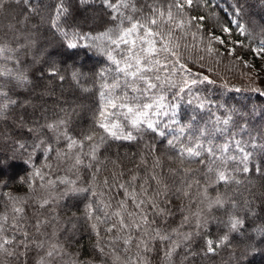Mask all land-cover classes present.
Returning a JSON list of instances; mask_svg holds the SVG:
<instances>
[{"label": "trees", "instance_id": "trees-1", "mask_svg": "<svg viewBox=\"0 0 264 264\" xmlns=\"http://www.w3.org/2000/svg\"><path fill=\"white\" fill-rule=\"evenodd\" d=\"M54 2L42 0L45 5ZM142 3L143 0H138V6ZM71 13L68 23L85 33L102 31L108 22L102 0H89L84 7L71 0ZM48 15L44 12L43 19L27 13L21 15V8L14 4H8L0 12V44L19 49L12 60L0 61V70H23L31 80L25 87H14L13 82L7 84V89H11L9 94L17 103L0 117V216L7 215L11 224L13 206L22 208L17 217L19 229H5L16 242L8 248L11 255L0 252V264H38L42 259L45 264H125V256L134 254L136 248L133 246L125 253L122 242L111 246L112 234L104 232L107 225L100 226L101 234L97 236L91 227L97 221L87 218L88 204H94L98 197L91 192L68 193L67 186L59 180H74L79 188L103 193L102 198L115 208L118 201L125 199L117 183L127 185L135 175L138 179L133 183L144 185L151 193L158 185L149 178L156 176L169 189H175L181 186L182 176L174 175L173 171L180 165L160 137L145 132L138 134L142 139L132 142L112 141L107 151L101 149L99 161L82 156L84 164L73 167L75 151L68 153L66 140L46 125L64 120V130L76 139L90 130L99 108L96 73L108 65L92 49L82 46L66 49L49 28ZM186 15L194 18V26L187 30L186 36L177 35L181 45L178 55L194 77L207 76L213 81L193 89L209 103L207 108L198 110L187 103V98L177 100L169 96V99L181 105L178 118L182 117L185 123L194 117L196 125L211 127L217 119L230 116L227 133L218 139L234 137L247 142L253 154L249 163L252 170L234 173L240 181L238 184L208 188L211 195L223 193L229 202L236 201L239 205L238 216L243 225L230 232L224 223L228 219L225 215L228 205L209 210L206 204L200 203L202 189L195 182L204 184L201 173L196 171L201 166L188 165L194 172L189 196L177 198L169 192V214L160 217L149 212L155 226L166 230L179 228V234L174 237L179 247L166 259L168 245L153 241L147 260L149 264H264V238H261L264 233L256 230L255 240L247 239L254 231V224L264 225V148L261 147L264 145V83L260 80L263 77L255 75L243 62L264 40V0H212L207 7L187 8ZM201 16L206 19L199 20ZM232 21L244 25L246 31L242 34ZM222 27H228L229 32L224 33ZM217 36L223 43H219ZM29 38L32 45L26 46ZM209 38L214 49L211 53ZM51 65H55L56 76L48 74ZM73 73L77 74L76 78ZM48 146L54 151L45 152ZM58 151L67 155L58 158ZM37 169L43 174V180L34 176ZM48 181H55V187L49 186ZM45 199L49 203L41 207ZM128 203L132 209L131 201ZM196 212L200 213L199 225L192 215ZM185 216L190 217L188 222L184 221ZM37 224L40 225L38 231ZM25 232L27 237L23 235ZM225 234L228 241L214 253H208L204 241H217ZM185 235L189 238L184 239ZM98 242L105 248L104 253L98 251ZM53 243L58 244L60 250L48 258L46 251ZM40 244L44 247H39Z\"/></svg>", "mask_w": 264, "mask_h": 264}, {"label": "snow or ice", "instance_id": "snow-or-ice-1", "mask_svg": "<svg viewBox=\"0 0 264 264\" xmlns=\"http://www.w3.org/2000/svg\"><path fill=\"white\" fill-rule=\"evenodd\" d=\"M76 2L84 7L89 0ZM211 3L212 0H151V2L143 0L142 5L138 6V0H102L108 21L104 30L85 33L75 30L68 23L72 15L71 0H55L50 5L43 4L42 0H35V3L33 0H0V12H3L8 4L20 7L21 15L27 13L28 16H40L43 19L44 12H48V26L66 49L75 50L81 46L92 49L95 54L103 57L108 65L96 73V79L99 81V108L93 117L94 125L90 130L84 132L80 139H76L64 130L66 128L64 120L46 125L50 131L60 133L66 140L68 153L75 151L73 167L84 164L82 156L99 161L101 149L107 151L112 141L132 142L138 138L142 139L138 134L145 132L160 137L180 165L173 171L174 175L182 176L181 186L175 189H169L156 176L149 178L158 185L151 193L144 185L137 186L133 183L138 179L135 175L127 185L117 183L116 187L121 189L125 199L118 201L115 208L110 201L102 198L103 193L94 192L91 188H79L74 180L65 178L59 180L60 184L67 186L68 193L91 192L94 197H98L94 204H88L87 218L97 221L91 225L97 236L101 234L100 226L107 225L104 232L112 234L109 241L111 246L122 242L125 253L130 252L133 246L136 248L134 254L125 256V264H149L146 254L152 250L153 241L168 245L165 251L166 259H170L175 249L179 247V243L174 239L179 234V228L166 230L155 226L149 212L160 217L168 215L169 192L177 198L180 195L189 196V190L193 187L194 172L188 165L193 163L201 166L196 171L201 173L204 181L203 185L199 181L195 182L202 189L199 193L201 197L199 202L206 204L209 210L225 208V205H228L225 211L228 219L224 223L230 232L239 230L243 225V220L238 216L237 202H229L223 193L211 195L208 188L218 184H238L240 181L236 179L234 173H248L252 170L249 163L253 154L248 150L247 142L234 137L222 141L218 139L227 133V126L231 123L230 116L217 119L211 127L196 125L194 117L185 123L182 117L178 118V109L181 105L169 99V96L177 100L187 98V103L190 106L194 105L198 110L208 107L207 99L196 95L193 89L199 84L205 82L211 84L213 81L207 76L194 77L185 69L178 55L181 45L177 35L186 36L187 30L194 26V18H188L186 15L187 8L198 5L207 7ZM236 14L233 10V15ZM204 19L206 17H199V20ZM237 27L242 34L246 31L244 25L237 23ZM221 30L224 33L229 32L228 27H222ZM219 43L223 41L219 40ZM31 45L32 41L29 38L26 46ZM259 50L264 52V40L259 42ZM18 51V48L0 44V61L12 60ZM208 51L210 53L214 51L211 38ZM35 62L33 60V63ZM48 74L50 76L58 74L55 65L49 67ZM76 75L73 73L74 78ZM3 77H7L8 80H0V117L17 103L9 94L11 89H7V84L13 82L14 87L31 84L23 70L3 68L0 70V78ZM261 147L264 148V145ZM85 148L88 150L84 151ZM44 151L52 152L54 149L48 146ZM65 155L67 153L57 152L58 158ZM34 176L40 180L44 179L39 169L35 171ZM104 183L107 185L108 180L106 179ZM48 184L55 187L56 182L48 181ZM129 201L132 209L129 208ZM48 203L49 200L45 199L40 206L44 207ZM12 212L14 222L11 224L7 215L0 216V252L8 255L12 254L8 252V248L15 244L16 238L5 229L6 227L19 229L17 217L22 208L13 206ZM192 215L196 216L199 225L200 213ZM189 219V216L184 217L185 222ZM39 227L37 224V231ZM252 227L254 231L247 237L249 242L255 240L256 230L264 233V225L254 224ZM23 235L27 237L26 232ZM188 238L187 235L184 236V239ZM261 238H264V235ZM228 239L227 234L219 237L217 241L206 239L204 241L206 251L214 253L215 249L224 245ZM38 246L44 247L43 244ZM97 248L100 253H104L105 248L100 246L99 242ZM59 250L58 244H50L46 255L51 258ZM116 259L119 260V256ZM38 264H45V261L42 259Z\"/></svg>", "mask_w": 264, "mask_h": 264}, {"label": "rangeland", "instance_id": "rangeland-1", "mask_svg": "<svg viewBox=\"0 0 264 264\" xmlns=\"http://www.w3.org/2000/svg\"><path fill=\"white\" fill-rule=\"evenodd\" d=\"M217 40H220V38L217 36ZM228 47V45H227ZM230 52L232 51L231 48H229ZM243 62L250 66L252 69V72L259 76L263 77L261 80V84L264 83V52H261L259 50V46H256L252 49V53L246 57L243 58ZM5 172L9 171V169H4Z\"/></svg>", "mask_w": 264, "mask_h": 264}]
</instances>
